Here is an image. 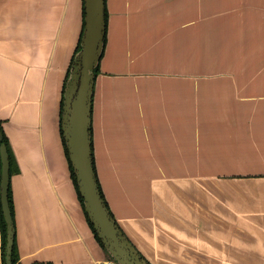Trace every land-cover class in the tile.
<instances>
[{"label":"crops","instance_id":"obj_1","mask_svg":"<svg viewBox=\"0 0 264 264\" xmlns=\"http://www.w3.org/2000/svg\"><path fill=\"white\" fill-rule=\"evenodd\" d=\"M83 6L0 0V119L19 168L10 185L21 264L108 257L61 137ZM106 7L92 134L118 224L151 264H264V69L189 71V53L203 59V0Z\"/></svg>","mask_w":264,"mask_h":264},{"label":"water","instance_id":"obj_2","mask_svg":"<svg viewBox=\"0 0 264 264\" xmlns=\"http://www.w3.org/2000/svg\"><path fill=\"white\" fill-rule=\"evenodd\" d=\"M84 18L80 48L66 77L61 113V130L68 151L78 190L86 212L107 255L117 264H151L138 250L115 219L103 197L99 184L92 134V108L96 68L100 66L106 45V0H83ZM3 132L0 130V139ZM0 200L6 222L5 264L12 263L16 237L9 189L11 184L10 155L5 142L0 144Z\"/></svg>","mask_w":264,"mask_h":264},{"label":"rangeland","instance_id":"obj_3","mask_svg":"<svg viewBox=\"0 0 264 264\" xmlns=\"http://www.w3.org/2000/svg\"><path fill=\"white\" fill-rule=\"evenodd\" d=\"M203 1V59L189 53V71L264 69V0Z\"/></svg>","mask_w":264,"mask_h":264},{"label":"trees","instance_id":"obj_4","mask_svg":"<svg viewBox=\"0 0 264 264\" xmlns=\"http://www.w3.org/2000/svg\"><path fill=\"white\" fill-rule=\"evenodd\" d=\"M81 35H82V32H81ZM80 39H81V36H80ZM80 39H79V43L77 45L76 51L80 48ZM72 63H73V61L71 62V65H72ZM71 65H70V67H71ZM70 67H69V70H70ZM95 72H96V74H98L100 72V66H98L96 68ZM68 73H69V71H68ZM65 82H66V79H65ZM64 86H65V84H64ZM63 92H64V88H63ZM62 106H63V95H62V99H61V113H62ZM0 130L3 132V138L0 139V144L2 142H5L7 144V146H8V151H9V155H10V174L13 175V174H15V173H17L19 171V168L17 166L15 155H14L13 150L11 148L10 142H9L7 136L4 133L1 119H0ZM61 137H62V141H63L64 147H65L66 155H67V158H68V151H67V147H66V144H65V140H64V137H63L62 130H61ZM68 161H69V166H70V169H71V174H72L73 181L75 183L79 198H80V200H81V202L83 204V198H82V196H81V194H80V192L78 190L76 177H75V174H74V171H73V168H72V165H71V162H70L69 158H68ZM0 177H1V158H0ZM103 197H104V195H103ZM9 199H10V206H11L12 214L14 216L15 215V210H14V202H13L11 186H10V189H9ZM83 208H84V205H83ZM85 214H86V212H85ZM86 216H87V214H86ZM87 218H88V216H87ZM88 221H89V223H90V225H91V227H92V229H93V231L95 233L96 238L98 239L99 243L103 247V244H102L100 238L98 237L96 231L94 230V227H93L92 223L90 222L89 218H88ZM0 226H1V234H2V258H3V263L5 264V247H6V242H7V230H6V222L4 220V216H3V212H2L1 200H0ZM12 263L13 264H21L19 262V252H18V246H17L16 239H15L14 246H13Z\"/></svg>","mask_w":264,"mask_h":264},{"label":"built area","instance_id":"obj_5","mask_svg":"<svg viewBox=\"0 0 264 264\" xmlns=\"http://www.w3.org/2000/svg\"><path fill=\"white\" fill-rule=\"evenodd\" d=\"M100 264H117V262L115 260H113L112 258L108 257L103 259Z\"/></svg>","mask_w":264,"mask_h":264}]
</instances>
